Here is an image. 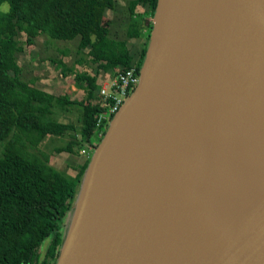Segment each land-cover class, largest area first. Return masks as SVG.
I'll use <instances>...</instances> for the list:
<instances>
[{
  "label": "water",
  "instance_id": "95a60500",
  "mask_svg": "<svg viewBox=\"0 0 264 264\" xmlns=\"http://www.w3.org/2000/svg\"><path fill=\"white\" fill-rule=\"evenodd\" d=\"M145 25L55 264H264V0H157Z\"/></svg>",
  "mask_w": 264,
  "mask_h": 264
},
{
  "label": "trees",
  "instance_id": "16d2710c",
  "mask_svg": "<svg viewBox=\"0 0 264 264\" xmlns=\"http://www.w3.org/2000/svg\"><path fill=\"white\" fill-rule=\"evenodd\" d=\"M116 3L0 0V264L56 262L63 220L72 207L90 155L77 173L69 176L53 168L51 155L39 147L48 138L63 139L75 131L73 125L59 122L56 116L79 106V139L72 137L54 152L93 153L108 127V123L99 129L96 126L104 110L98 96L99 74L115 76L134 67L139 75L151 29L145 22L147 17H153L157 0H130L128 9L132 16L125 23L123 39L113 38L104 22L105 14L112 12ZM4 6L6 11L2 10ZM137 6L145 11L134 14ZM18 33L24 35L25 46H33L39 34L62 42L78 39V52L85 53L87 63L96 67L93 74H74L73 84L84 91L83 99L76 101L67 94L47 93L36 87L34 80L21 78L16 55L24 48L16 40ZM132 40H141L139 50L130 47ZM83 61L80 57L78 63ZM93 136L98 142L95 145L91 144ZM47 239L50 244L42 255L39 248Z\"/></svg>",
  "mask_w": 264,
  "mask_h": 264
},
{
  "label": "rangeland",
  "instance_id": "374dc122",
  "mask_svg": "<svg viewBox=\"0 0 264 264\" xmlns=\"http://www.w3.org/2000/svg\"><path fill=\"white\" fill-rule=\"evenodd\" d=\"M116 2L114 10L105 14L104 22L110 27L113 38L123 39L125 23L132 16L128 9L130 0H116ZM2 10L6 11V6ZM144 11V8L137 6L134 9V14ZM150 19L147 17L146 21H150ZM16 40L24 48L23 52L16 55L17 64L22 70L21 78L27 81L34 80L36 87L43 91L54 92L57 96L67 94L71 100L80 101L83 99L84 91L73 84L74 74L82 72L93 74L96 67L87 63L88 59L85 53L78 52V39L71 42H62L51 40L46 35L39 34L35 38L33 46H25L24 35L18 33ZM129 45L130 47L132 46V49L139 50L141 40L129 41ZM80 57H83L85 62L78 63ZM59 63H62L63 66H59ZM65 69H69L71 72L64 71ZM111 77L113 76L108 73L99 74L98 87L104 80ZM79 116V106L71 107L68 112H59L56 119L61 123L73 125L75 131L70 132L63 139L48 138L39 147L40 151L51 155L50 164L53 168L69 176H74L77 173L78 168L85 161L87 155L89 154L91 157L92 152L89 151L88 153L81 150L75 154L66 152L57 154L54 152V148L65 145L66 142L72 140V137L79 139ZM96 143H98L97 139L93 136L91 144L95 145ZM49 244L50 240H45L39 248V253L44 255Z\"/></svg>",
  "mask_w": 264,
  "mask_h": 264
},
{
  "label": "built area",
  "instance_id": "2783aa9c",
  "mask_svg": "<svg viewBox=\"0 0 264 264\" xmlns=\"http://www.w3.org/2000/svg\"><path fill=\"white\" fill-rule=\"evenodd\" d=\"M138 80L139 75L136 69L131 67L101 83L98 96L100 106L104 110L97 118L96 126L98 129L110 122L124 101L134 91ZM101 134L102 132L100 131L98 136H101Z\"/></svg>",
  "mask_w": 264,
  "mask_h": 264
},
{
  "label": "crops",
  "instance_id": "0c3cea01",
  "mask_svg": "<svg viewBox=\"0 0 264 264\" xmlns=\"http://www.w3.org/2000/svg\"><path fill=\"white\" fill-rule=\"evenodd\" d=\"M45 92H47V93H51V94H54V92H51V91H45Z\"/></svg>",
  "mask_w": 264,
  "mask_h": 264
}]
</instances>
